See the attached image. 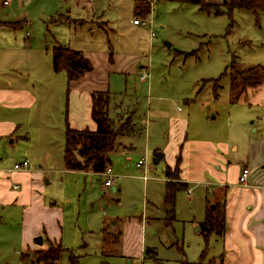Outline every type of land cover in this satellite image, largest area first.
<instances>
[{
  "label": "rangeland",
  "instance_id": "1",
  "mask_svg": "<svg viewBox=\"0 0 264 264\" xmlns=\"http://www.w3.org/2000/svg\"><path fill=\"white\" fill-rule=\"evenodd\" d=\"M84 4L85 0H29L0 6V82L1 76L3 83L15 82V69L23 73L26 88L38 95L17 135L1 142L0 169H12L24 158L38 165L39 191L65 211V250L57 264H197L200 260L211 264L208 259L217 253L216 243L198 226L213 205L207 201L206 185L193 188L191 183V194L187 189L177 191L176 219L170 222L169 213L163 211L165 159L155 164L154 152L165 148L171 118L187 115L191 134L215 143L228 139L230 157L236 160L240 155L245 130L254 125L252 120L264 118V106L256 103L264 88L241 94L237 100L243 80L234 79L232 68L241 71L255 66L264 80V12L257 16L235 9L232 16L216 15L194 3L157 0L148 15L152 22L140 33L131 32V0L93 1L115 28L110 40L106 35L98 43L132 50L139 57L141 72L144 68L150 72L144 81L139 73L130 74L126 90L116 97L123 101L125 112L110 111L116 122L122 115L129 129L118 137L117 148L110 154L118 187L113 191L104 187L105 176L100 173L65 171L61 166L67 77L64 70H54L52 60L54 35L61 40L69 35L62 32L65 24L55 22L71 19L65 15L81 11ZM133 34L139 44L131 46L128 40ZM256 76L247 77L256 82ZM234 144L239 152L231 149ZM32 155L45 163L35 164ZM47 157L58 159L59 166H51ZM144 157L147 179L136 165ZM22 211L18 205L0 204V264H43L34 256L49 246L27 247ZM107 224L109 235L103 231ZM118 230L122 233L116 239ZM146 247L156 253L143 255Z\"/></svg>",
  "mask_w": 264,
  "mask_h": 264
},
{
  "label": "crops",
  "instance_id": "2",
  "mask_svg": "<svg viewBox=\"0 0 264 264\" xmlns=\"http://www.w3.org/2000/svg\"><path fill=\"white\" fill-rule=\"evenodd\" d=\"M85 1L86 4L82 5L81 11L78 10L75 14L68 12L65 15L71 19H60L55 22L65 24L66 28L62 32L65 31L69 35L65 40L54 35L55 45L61 43L81 50L93 64V69L85 72L81 77L72 80L67 78L65 131L66 123L78 130L96 128V122L92 118L94 91H109L110 111L113 110L115 114L124 113L125 110L121 107L123 101L118 102L117 93L126 90L130 74L138 75L139 73V77L141 74L139 67L142 65L138 62L139 57L135 56L132 50H115L108 42L107 44L98 43V40H105L106 35L110 40V32L115 28L112 20L106 18L103 12L100 13V9L93 5L94 0ZM156 1L154 0V3L150 0L145 1L150 2L151 5L150 11L144 16L138 7L142 0H131L134 16L131 20V32L141 33L143 28L149 25L134 23V19L139 17L145 20L149 17ZM208 1L222 2V0ZM21 2L29 3V0ZM128 41L131 46H134L136 42L139 44L134 34ZM13 72L15 82L3 83L1 76L0 144L5 138L17 135V130L25 123L27 110H30L38 100V95L26 88L23 73L15 69ZM259 80L260 82L256 85L247 86L242 94L263 90L264 80L262 77ZM262 97H259L256 103L264 106V94ZM110 116L112 117L111 113ZM252 123L254 125L249 130H245L242 150L236 160L228 153V139L215 143V141H205L191 134L187 115L171 118L165 148L155 149L162 154L160 160L165 159V166L168 164L172 167L176 163L177 154L181 151L180 178L187 182L188 194H191L196 186L206 185L210 196L207 197V201L215 207L220 204L225 206V230L222 234L213 232L209 235L216 243L213 247L217 249V253L208 259L211 264L219 262L221 264H264V118L252 120ZM231 149L239 152V145L234 144ZM5 156L9 155L5 154ZM25 159L29 161V165L22 170H16L14 167L8 170L0 169V204H14L22 207L23 226L29 235L26 239L28 248L44 249L46 243L48 244L47 238L54 244H62V223L65 220V211L55 199L51 198L47 201L43 192L39 191L38 165H31L30 159L23 160ZM61 159L63 161L61 166H65V171L85 173L91 171L67 168L64 150ZM32 161H35V164L45 163L42 157L35 155H32ZM46 162L51 166L60 164L59 160L53 157H47ZM244 166L250 168L247 185L239 182V175ZM191 183L193 188L189 187ZM116 188L118 190L117 186ZM41 189L44 190L43 187ZM40 236H43V242L38 239ZM142 250L143 255H147L146 251H154L147 247Z\"/></svg>",
  "mask_w": 264,
  "mask_h": 264
},
{
  "label": "trees",
  "instance_id": "3",
  "mask_svg": "<svg viewBox=\"0 0 264 264\" xmlns=\"http://www.w3.org/2000/svg\"><path fill=\"white\" fill-rule=\"evenodd\" d=\"M171 1L178 3H194L197 4L201 10L216 15L226 13L232 16L235 9L250 10L257 16L260 12H264V0H222V2H210L208 0ZM138 7L140 12L146 16L150 11V2H145V4L139 5ZM52 61L54 70L56 72L64 70L68 80L77 79L85 72L93 69L92 62L81 50L71 48L61 43H57L53 47ZM253 67L241 71L232 68L235 74L234 79L237 80L242 78L243 80L242 86L238 89L236 99L246 90L247 86L255 85L260 82V80L252 82V80H249L247 77L252 73L257 74L256 78L260 75V73L256 72L258 68L255 66ZM261 69L264 73V68ZM110 99L111 94L109 91H94L92 93V118L96 122V128L94 130L89 128L78 130L70 127V125L66 123L64 161L67 168L91 170L96 173H101L108 166H111L110 154L117 148L118 137L125 135L126 132H129V129L128 122L123 123L121 117L119 118L120 122H116L110 116ZM154 153L155 155L159 154L157 151ZM181 162L182 152L180 151L176 156L175 165L172 167L167 164L164 168L167 181L165 184L163 211L166 215L169 213L168 215L171 217L170 222L176 219L175 204L177 191L180 189H187L188 187L187 182L182 181L180 178ZM173 179L177 180L176 183H174ZM109 227L110 225L107 224L103 228L106 235L110 234L108 231ZM199 227L200 232L206 237H209L213 232L222 234L225 230V206L217 205L215 208L207 207L205 219L199 224ZM121 233V230L114 233L116 239L121 236ZM38 239H41V242L44 241L43 236L38 237ZM46 240L49 246L48 250H37L34 257L38 262H42L43 264H57L64 247L61 243L54 244L49 238ZM155 253V250L146 251V254L150 256ZM201 263L202 260L197 262V264Z\"/></svg>",
  "mask_w": 264,
  "mask_h": 264
},
{
  "label": "built area",
  "instance_id": "4",
  "mask_svg": "<svg viewBox=\"0 0 264 264\" xmlns=\"http://www.w3.org/2000/svg\"><path fill=\"white\" fill-rule=\"evenodd\" d=\"M17 1V2H21L24 0H0V6H8L10 5L12 2ZM151 3H154V0H150ZM152 22L151 18H146L145 20H143L142 18L136 17L134 19V23H142V24H150ZM150 72L147 68H144L140 74V78L142 80H146L149 78ZM147 158L144 157L142 159H140L136 165L138 167L143 168L144 170V179H147L146 176V172H147ZM29 165V161L27 159L23 160L22 162H16L14 164V169L16 170H22L24 168H26ZM100 174H102L103 176H105V180H104V186L109 188L112 187L114 185L115 182V174H114V170L112 166H108L103 172H101ZM249 175H250V168L247 166H244L242 168V171L239 175V182L243 185H247L248 184V180H249Z\"/></svg>",
  "mask_w": 264,
  "mask_h": 264
},
{
  "label": "water",
  "instance_id": "5",
  "mask_svg": "<svg viewBox=\"0 0 264 264\" xmlns=\"http://www.w3.org/2000/svg\"><path fill=\"white\" fill-rule=\"evenodd\" d=\"M161 156H162V154L161 153H159L157 156H155L154 157V162L155 163H157L159 160H160V158H161ZM112 189H113V191H116V186H113L112 187ZM215 206H214V204L212 205V208H214ZM150 250H153L152 248H149Z\"/></svg>",
  "mask_w": 264,
  "mask_h": 264
}]
</instances>
